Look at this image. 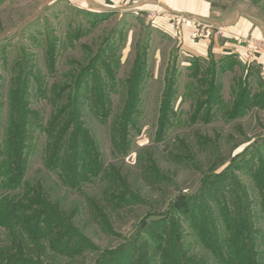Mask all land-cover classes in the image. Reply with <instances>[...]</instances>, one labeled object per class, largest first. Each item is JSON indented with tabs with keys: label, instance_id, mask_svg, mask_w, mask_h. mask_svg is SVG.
I'll list each match as a JSON object with an SVG mask.
<instances>
[{
	"label": "rangeland",
	"instance_id": "1",
	"mask_svg": "<svg viewBox=\"0 0 264 264\" xmlns=\"http://www.w3.org/2000/svg\"><path fill=\"white\" fill-rule=\"evenodd\" d=\"M204 1L221 16L239 11L264 17V0ZM177 14L164 9L89 12L68 0H0V164L10 104L25 81L31 113L23 176L43 187L56 216L40 218L42 209L35 207L0 222V264H139L145 249H154L164 234L157 227L146 232L147 225L167 217L178 195L191 201L192 216H177L188 258L222 264L211 243L200 242L189 225L198 223L194 219L199 216L205 227L202 221L212 213L222 238L223 207L246 220L241 216L244 197L230 178L246 192L257 261L264 264V213L251 179L264 164V102L251 96L233 119L228 117L237 79L246 76L240 68L246 65L261 74L260 66L233 63L234 73L223 76L217 70L220 100L210 111L197 110L207 100L212 61L191 59L180 40L184 29H195L202 19L192 16L193 21L181 19L176 26L177 17L188 18ZM255 58L264 62V51ZM227 62L217 64L225 69L231 65ZM139 71L140 83L135 82ZM76 93L80 124L66 138H79V156L83 151L89 158L79 161L72 188L43 163L50 122L59 115L58 132L69 125ZM67 146L61 149L69 152ZM206 177L218 181L212 191L219 202L203 193ZM5 192L0 189V197ZM18 219L31 224L48 219V226L41 222L40 227L49 232L38 231L35 243L26 241ZM170 226L168 221L165 234ZM160 251L149 253L154 264L165 261Z\"/></svg>",
	"mask_w": 264,
	"mask_h": 264
},
{
	"label": "trees",
	"instance_id": "2",
	"mask_svg": "<svg viewBox=\"0 0 264 264\" xmlns=\"http://www.w3.org/2000/svg\"><path fill=\"white\" fill-rule=\"evenodd\" d=\"M210 89L206 92L207 100L203 101L197 110H200L205 107L210 111V105L220 100V90H218V74L215 62L212 61L210 64ZM223 70V68H222ZM143 78L142 72L139 71L135 82H141ZM239 88L237 86L236 102L231 110V115L228 117L233 119L234 114L238 113V109L243 108L244 104L247 103L248 98V84L245 79L239 77ZM75 88L77 86V80L75 81ZM26 90L27 83L24 81L21 91L16 94L15 98H12V108L9 110V123L7 128V136L3 141V154L5 158L0 164V189L5 190V194L0 197V222H8L12 218L16 217L19 212L25 210H30L35 207L42 209L41 217L50 216L56 219L54 212L52 211L50 199L48 198L47 193L43 187L39 184H31L29 181L24 179V149H25V140L27 139V129L29 126V115L30 111L28 108V103L26 101ZM235 93V91H234ZM262 98L264 102V93L257 94ZM255 96V95H254ZM237 99V100H236ZM77 93L75 98L73 97L70 101L72 103L71 107V118L72 121L65 126L62 130L58 132V126L60 121L58 116H54L51 120L49 128V140L47 143L48 147V156H45L44 166L47 170L55 172L58 174L61 183L68 185L69 187L74 188L76 185V180L78 178V168L79 161L82 160V157L89 158L86 154L82 153L79 156V151L82 149V146L79 145L80 139L70 138L67 139L66 136L69 130L78 124H80L79 119L77 118ZM134 107H136V97L133 99ZM243 106V107H242ZM132 110V111H133ZM130 114L131 111H128ZM241 113V112H240ZM62 116L64 113L61 114ZM208 116V115H207ZM196 116L192 120H195ZM209 120L206 119L205 122ZM62 125V124H61ZM78 133L75 131L73 137ZM68 145L67 147H72L70 151H65L61 149L63 145ZM97 156V154H96ZM97 166V162L94 163V166ZM102 171H104L102 169ZM233 179V178H232ZM230 178V184H234L235 188H239L240 192L244 197V206L241 216L246 218V220H241L237 217L240 216H231L229 215L226 208L223 207L222 216H223V233L224 236L221 238L219 236V227L216 224L217 218L212 213H209V216L202 221L205 227L201 225V217L195 216L194 221L198 223L191 222L189 227L194 228L197 233V237L200 242L206 244L208 241L211 243L212 249H214V258L218 259L222 264H258L257 253L255 249L256 245V234L253 231V227L249 224L251 220L250 216V207L246 201V192H244L242 186L237 181H232ZM252 181L254 182V187L256 188L259 206L264 213V164H261L260 169L251 176ZM202 187L203 193H211L209 198L214 202H219V196L217 191L213 192L212 189L215 185L219 184L218 181L214 180L212 177H206ZM7 192L13 193L11 196L6 194ZM237 200V199H236ZM190 198L185 197L184 195H178L170 202L169 210L170 213L165 218H160L156 220H150L151 223L147 225L146 232L150 228L157 227L162 230V240H158L157 245L154 249L149 246L143 252L142 259H140L139 264H154L153 254H149L151 250H161L162 259L165 260L162 264H197L190 260L187 256V251H184L182 248V235L184 233V228L182 222L177 218V216H192L190 212ZM235 202V201H234ZM206 210V208H203ZM202 210V209H201ZM200 210V211H201ZM199 211V214H200ZM56 212H58L56 210ZM198 214V215H199ZM151 216V214H149ZM201 216V215H200ZM49 219V218H48ZM48 219L41 221L44 226H48ZM170 221L171 228L168 229L165 234L164 229L166 224ZM18 222L22 223L25 227L24 234L27 238L25 240L35 243L36 240L40 239V236H37V232L46 234L49 229L46 231L44 228L40 227V223H26L23 219H18ZM146 222H143V226H146ZM143 227V228H144ZM206 228V229H205ZM211 237H207V236ZM152 241V239H150ZM28 243V242H27ZM209 247V246H207ZM218 250V252H216ZM226 250V251H225ZM153 253V252H152ZM225 256V254H227ZM229 256V257H228ZM216 259V260H217Z\"/></svg>",
	"mask_w": 264,
	"mask_h": 264
},
{
	"label": "crops",
	"instance_id": "3",
	"mask_svg": "<svg viewBox=\"0 0 264 264\" xmlns=\"http://www.w3.org/2000/svg\"><path fill=\"white\" fill-rule=\"evenodd\" d=\"M78 8L89 12L111 11H143L150 9H164L171 13L182 14L185 17H197L202 21L210 22L211 25L220 27V34H212L204 39L197 35L195 29L186 28L180 38L182 47L191 59L203 62H215L217 69L218 61L231 64L222 70L220 76L228 72L234 73L233 63L240 68L243 62L245 50V38H255L264 41V17L252 16L247 13L235 11L230 15H220L214 10L213 5L204 0H68ZM177 14V15H178ZM159 22V21H158ZM165 27L168 23L161 21ZM216 24V25H215ZM171 30V29H170ZM173 33L172 31H170ZM244 65V64H243ZM232 67V68H231ZM245 70L244 79L248 84V96L264 93V76L252 67L244 65L240 68ZM237 78L234 77L233 80ZM219 86L220 83L218 82Z\"/></svg>",
	"mask_w": 264,
	"mask_h": 264
},
{
	"label": "built area",
	"instance_id": "4",
	"mask_svg": "<svg viewBox=\"0 0 264 264\" xmlns=\"http://www.w3.org/2000/svg\"><path fill=\"white\" fill-rule=\"evenodd\" d=\"M176 19H178L176 22V26H178L179 23L182 22L181 19L185 21H193L191 17L190 18L177 17ZM196 25L197 27H195V29L197 28L199 29L201 27L200 31L197 33V35L201 38L208 39L212 34H217V35L220 34V30H221L220 27L213 26L207 23L206 21H200ZM245 50L246 51L243 54L244 64L249 65L253 62H256L258 66H260L259 70L261 71V74L264 76V62H258V60H256L255 58L256 55H258L259 57L260 55H262V52L264 51V41L261 40L256 41L255 39H251L250 42H245Z\"/></svg>",
	"mask_w": 264,
	"mask_h": 264
}]
</instances>
